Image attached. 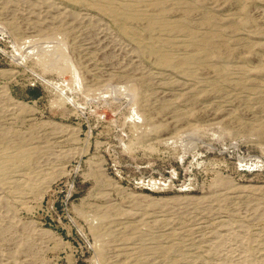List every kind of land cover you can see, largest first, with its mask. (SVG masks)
I'll return each mask as SVG.
<instances>
[{"label":"rangeland","instance_id":"374dc122","mask_svg":"<svg viewBox=\"0 0 264 264\" xmlns=\"http://www.w3.org/2000/svg\"><path fill=\"white\" fill-rule=\"evenodd\" d=\"M226 225L264 264V0H0V264H232Z\"/></svg>","mask_w":264,"mask_h":264},{"label":"bare ground","instance_id":"6f19581e","mask_svg":"<svg viewBox=\"0 0 264 264\" xmlns=\"http://www.w3.org/2000/svg\"><path fill=\"white\" fill-rule=\"evenodd\" d=\"M16 2L20 1V0H15ZM28 8L26 10V13L28 12V14H32L34 13V11L31 8V5H26L25 8ZM17 8V7H16ZM24 8V9H25ZM35 8V7H34ZM33 8V9H34ZM22 9V7L20 8ZM23 12V11H22ZM39 14V13H38ZM45 21H47L48 23L53 24V18L50 17L49 15H45ZM37 17V16H36ZM56 18V17H54ZM47 23V24H48ZM102 32V31H101ZM101 36V35H100ZM104 36V35H103ZM107 36V35H106ZM110 38V36H109ZM98 39V38H97ZM106 39V38H105ZM111 39V38H110ZM104 41V40H103ZM107 41V40H106ZM109 41V39H108ZM102 44V43H101ZM95 45V44H94ZM98 45V43H97ZM100 45V44H99ZM111 45V44H110ZM95 48V47H94ZM112 48V47H111ZM91 49V48H89ZM114 49V48H113ZM119 49V48H118ZM107 51V50H106ZM110 53V52H109ZM108 53V54H109ZM113 55V54H111ZM122 56V58H121ZM120 56V53L118 54V52L116 53V55L113 56V67L117 68V67H122V70H128L129 68H131L132 66H134L136 64V59L128 53L125 50L122 51V55ZM2 223H5L4 221H2ZM227 226V225H226ZM225 227V226H224ZM223 227V228H224ZM234 228V227H233ZM230 225V227L227 226V228L225 230H221L224 232V238H222V240L218 243L217 245V250L219 252V254L226 256L229 258V260H231L230 262H232V264H248V261L246 259V256L244 255L243 249L241 248L239 242H237L234 238L235 235V231ZM238 229V228H237ZM238 231V230H237ZM235 232V233H234ZM221 233V232H220ZM217 237L219 239V236H214ZM220 238V239H221ZM216 239V238H215ZM219 239V240H220ZM212 241V240H211ZM215 241V240H214ZM5 243H9V242H5ZM12 244V243H11ZM10 245V244H9ZM5 246V245H4ZM12 247V246H11ZM1 262L2 259L0 258Z\"/></svg>","mask_w":264,"mask_h":264}]
</instances>
